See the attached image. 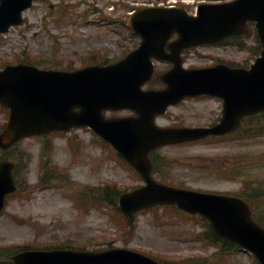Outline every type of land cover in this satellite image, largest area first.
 <instances>
[{
  "label": "rangeland",
  "instance_id": "rangeland-1",
  "mask_svg": "<svg viewBox=\"0 0 264 264\" xmlns=\"http://www.w3.org/2000/svg\"><path fill=\"white\" fill-rule=\"evenodd\" d=\"M157 1L160 0H36L23 13L22 25L0 35V62H16L21 55L41 65L80 66L91 60L92 53L97 58V52L120 56L137 43V38L125 27L128 6ZM197 1L190 0L187 8L193 10ZM98 8L101 9L96 10ZM209 50L205 54L189 52L186 66H204L217 56L241 62L251 59L248 50L243 52L230 47ZM220 107L216 99H188L172 106L165 120L170 124L209 123L218 117ZM19 147L26 149L29 158L26 156L28 159L20 163L18 195L8 197L0 214V244L73 238L78 242L86 241V247L94 249L113 241L117 246L142 249L171 260L206 255L214 250L194 238L203 228L202 223L180 214H165L163 207L136 214L135 233L131 236V231H127L120 236L105 209L84 210L75 206L67 189L70 193L84 185L105 181L127 187L139 182L90 129L28 137ZM158 154L163 155V163L156 161L158 176L167 172L169 182L184 183L195 189L235 192L244 180L254 181L252 187L261 193L255 200L261 202L262 199L264 203V136L169 145L161 147ZM47 155L52 157L56 172L62 176L53 178V169L43 170ZM256 177L261 181L254 179ZM254 206L255 214L264 220V204L262 207L255 202ZM247 256L232 254L223 264H247Z\"/></svg>",
  "mask_w": 264,
  "mask_h": 264
},
{
  "label": "water",
  "instance_id": "water-1",
  "mask_svg": "<svg viewBox=\"0 0 264 264\" xmlns=\"http://www.w3.org/2000/svg\"><path fill=\"white\" fill-rule=\"evenodd\" d=\"M29 3L30 0H2L0 30H6L10 23L21 22L20 10ZM261 9H264V0H248L238 6L203 4L199 6L197 16H190L175 8H147L138 11L130 17L129 24L136 31L142 32L143 40L137 50L141 52L132 56L133 61L136 60L132 66L129 65V57L112 67H91L73 73L40 70L23 64L6 66L0 71V100L10 107V120L0 134V145H6L29 132L90 125L110 140L131 163L139 165L145 174L149 169L146 152L150 147L168 140L176 141L199 135L194 129H168L153 125V115L164 111L165 103L175 89L186 88L175 78L174 69L168 73V88L164 92L141 91V82L151 73L149 56H161L163 40L172 31H177L179 37L171 45V50L178 51L185 44L211 41L227 32L238 31L242 24L236 25L247 17L259 19V33L264 40V15L257 11ZM262 58L264 59V51ZM177 72L179 74L181 70L178 69ZM186 73L185 77L193 79V72ZM253 77L264 88V69H256ZM194 80L197 82L196 78ZM200 82L201 77L198 78V83ZM76 106L79 107L78 111L73 110ZM123 106L136 109L139 116L124 121L102 117L103 108ZM147 181L154 186L156 192L168 191L167 187L156 185L149 178ZM10 184L9 174H0V192L10 188ZM145 188L153 190L152 187ZM141 196L142 193L136 195V198ZM122 198L123 205L127 196L123 200ZM146 199L147 196L135 201L129 209H134ZM205 208L200 210L212 218L218 230L224 232L225 228L232 226L227 215L218 217L217 210ZM233 227L235 228L234 224ZM229 230L232 231L231 228ZM23 255L20 257L24 261ZM66 255L70 260H66V264H94L98 260L144 264L142 258L122 253L121 250L103 253L66 252Z\"/></svg>",
  "mask_w": 264,
  "mask_h": 264
}]
</instances>
